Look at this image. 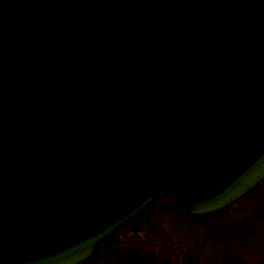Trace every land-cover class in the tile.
I'll use <instances>...</instances> for the list:
<instances>
[{
  "label": "water",
  "instance_id": "1",
  "mask_svg": "<svg viewBox=\"0 0 264 264\" xmlns=\"http://www.w3.org/2000/svg\"><path fill=\"white\" fill-rule=\"evenodd\" d=\"M264 181V0H0V264H81L156 199Z\"/></svg>",
  "mask_w": 264,
  "mask_h": 264
},
{
  "label": "rangeland",
  "instance_id": "2",
  "mask_svg": "<svg viewBox=\"0 0 264 264\" xmlns=\"http://www.w3.org/2000/svg\"><path fill=\"white\" fill-rule=\"evenodd\" d=\"M183 205L156 200L82 264H264V181L214 214L193 215Z\"/></svg>",
  "mask_w": 264,
  "mask_h": 264
},
{
  "label": "trees",
  "instance_id": "3",
  "mask_svg": "<svg viewBox=\"0 0 264 264\" xmlns=\"http://www.w3.org/2000/svg\"><path fill=\"white\" fill-rule=\"evenodd\" d=\"M168 197H172V198H175V199H178L177 197H175V196H173V195H169ZM179 200V199H178ZM180 201V200H179ZM182 205H183V203H182ZM183 207H184V205H183ZM185 208V207H184ZM186 209V208H185ZM225 210V209H224ZM138 216V215H137ZM192 216V215H191ZM193 217H199V216H193ZM135 218V217H134ZM134 218H132V219H134ZM131 219V220H132ZM130 220V221H131ZM130 221H128V222H130ZM127 222V223H128ZM120 229H118V230H116L115 232H113L109 237H107L104 241H106L107 239H109V238H111V236L112 235H114V234H116L118 231H119ZM129 262V261H128ZM120 264H125V262H121ZM126 264H128V263H126Z\"/></svg>",
  "mask_w": 264,
  "mask_h": 264
}]
</instances>
